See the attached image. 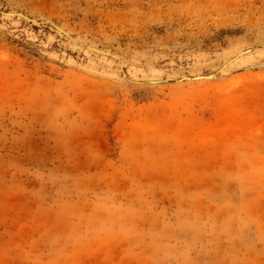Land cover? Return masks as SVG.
<instances>
[{
  "label": "rangeland",
  "instance_id": "obj_1",
  "mask_svg": "<svg viewBox=\"0 0 264 264\" xmlns=\"http://www.w3.org/2000/svg\"><path fill=\"white\" fill-rule=\"evenodd\" d=\"M0 11V264H264V0Z\"/></svg>",
  "mask_w": 264,
  "mask_h": 264
},
{
  "label": "bare ground",
  "instance_id": "obj_2",
  "mask_svg": "<svg viewBox=\"0 0 264 264\" xmlns=\"http://www.w3.org/2000/svg\"><path fill=\"white\" fill-rule=\"evenodd\" d=\"M6 14H4L3 16L5 17H9V18H20L22 20H25L27 22H31L35 25H40V24H48V25H51L56 31L60 32L62 35H64L66 38H68L71 42H73L74 44L78 45V46H81L84 50H90L94 53H97V54H100V55H104V56H107L108 58H111L110 55H108L107 53L103 52V51H100V50H97V49H94L92 47H89L87 45H83V43H79L77 41V39H75L74 37H71L70 33L69 32H65L64 28H59V26H57L56 24H54L53 22L51 21H45L43 23H40L34 19H31L29 17H27L26 15L24 14H21V13H7L5 12ZM62 29V30H61ZM69 34V35H68ZM261 50H264V44H258V45H254V46H247L246 49H243V51L241 53V57L242 56H246V55H249L253 52H256V51H261ZM238 54V53H237ZM115 55V54H114ZM113 59V58H112ZM234 60L235 59H232L230 60L226 65L225 67H229L231 66L233 63H234ZM223 71V70H222ZM218 74H213V75H210V76H198V77H188V78H183V79H165V80H160L159 82H152V81H145L143 84L144 85H164V84H169V83H173V84H183V83H191V82H207L209 80H213L215 78H218L217 77ZM130 79V78H129ZM130 81V80H129ZM155 81V80H154ZM133 82V81H132ZM142 82V81H141ZM136 84V83H135Z\"/></svg>",
  "mask_w": 264,
  "mask_h": 264
},
{
  "label": "water",
  "instance_id": "obj_3",
  "mask_svg": "<svg viewBox=\"0 0 264 264\" xmlns=\"http://www.w3.org/2000/svg\"><path fill=\"white\" fill-rule=\"evenodd\" d=\"M4 14H6L4 11H0V15H4Z\"/></svg>",
  "mask_w": 264,
  "mask_h": 264
}]
</instances>
